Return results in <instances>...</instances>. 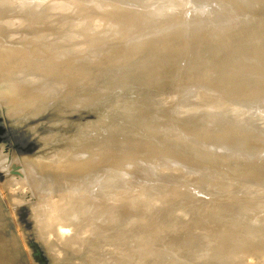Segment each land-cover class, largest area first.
Here are the masks:
<instances>
[{"label":"water","instance_id":"95a60500","mask_svg":"<svg viewBox=\"0 0 264 264\" xmlns=\"http://www.w3.org/2000/svg\"><path fill=\"white\" fill-rule=\"evenodd\" d=\"M0 264H264V0H0Z\"/></svg>","mask_w":264,"mask_h":264}]
</instances>
